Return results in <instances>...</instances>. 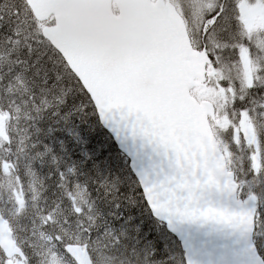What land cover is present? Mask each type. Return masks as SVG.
<instances>
[{"label":"snow or ice","instance_id":"6c2138e0","mask_svg":"<svg viewBox=\"0 0 264 264\" xmlns=\"http://www.w3.org/2000/svg\"><path fill=\"white\" fill-rule=\"evenodd\" d=\"M0 264H264V0H0Z\"/></svg>","mask_w":264,"mask_h":264},{"label":"trees","instance_id":"16d2710c","mask_svg":"<svg viewBox=\"0 0 264 264\" xmlns=\"http://www.w3.org/2000/svg\"><path fill=\"white\" fill-rule=\"evenodd\" d=\"M76 123L79 128L77 130L76 147L73 151L77 155L85 157V159L95 160L96 163L107 166L110 171L117 175H122L130 170L128 159L118 150L98 117L89 116L83 123L79 120Z\"/></svg>","mask_w":264,"mask_h":264},{"label":"water","instance_id":"95a60500","mask_svg":"<svg viewBox=\"0 0 264 264\" xmlns=\"http://www.w3.org/2000/svg\"><path fill=\"white\" fill-rule=\"evenodd\" d=\"M103 126L111 133L112 137L118 145V148L128 157L130 160V167L133 171L142 163L140 159L141 145L137 138L133 137L131 133L122 130L118 124L113 127H109L103 124Z\"/></svg>","mask_w":264,"mask_h":264},{"label":"bare ground","instance_id":"6f19581e","mask_svg":"<svg viewBox=\"0 0 264 264\" xmlns=\"http://www.w3.org/2000/svg\"><path fill=\"white\" fill-rule=\"evenodd\" d=\"M91 120V119H90ZM96 158V157H95ZM98 159V158H97ZM98 164V163H97Z\"/></svg>","mask_w":264,"mask_h":264}]
</instances>
